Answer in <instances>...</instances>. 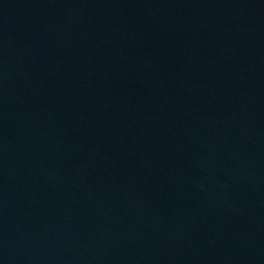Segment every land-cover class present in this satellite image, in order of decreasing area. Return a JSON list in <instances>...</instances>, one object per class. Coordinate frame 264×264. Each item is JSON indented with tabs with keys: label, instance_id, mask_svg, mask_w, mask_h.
<instances>
[{
	"label": "water",
	"instance_id": "obj_1",
	"mask_svg": "<svg viewBox=\"0 0 264 264\" xmlns=\"http://www.w3.org/2000/svg\"><path fill=\"white\" fill-rule=\"evenodd\" d=\"M0 264H264V0H0Z\"/></svg>",
	"mask_w": 264,
	"mask_h": 264
}]
</instances>
